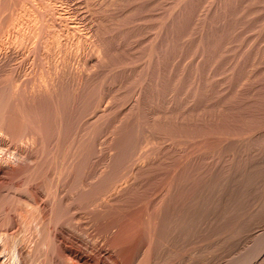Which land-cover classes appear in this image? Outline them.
Here are the masks:
<instances>
[{"label": "rangeland", "instance_id": "1", "mask_svg": "<svg viewBox=\"0 0 264 264\" xmlns=\"http://www.w3.org/2000/svg\"><path fill=\"white\" fill-rule=\"evenodd\" d=\"M0 2V264H264V0Z\"/></svg>", "mask_w": 264, "mask_h": 264}, {"label": "bare ground", "instance_id": "2", "mask_svg": "<svg viewBox=\"0 0 264 264\" xmlns=\"http://www.w3.org/2000/svg\"><path fill=\"white\" fill-rule=\"evenodd\" d=\"M3 1H4V0H3ZM8 1H9V0H8ZM15 1H16V0H15ZM19 2H20V1H19ZM0 3H2V2H0ZM7 3H8V2H7ZM10 3H11V2H10ZM13 3H14V2H13ZM3 4H5V3L3 2ZM8 4H9V3H8ZM8 4H7V5H8ZM17 4H18V3H17ZM61 4H62V3H61ZM1 5H2V4H1ZM1 5H0V7H1ZM7 5H6V7H7ZM9 5H10V4H9ZM9 5H8V6H9ZM22 5H23V4H22ZM33 5H34V4H33ZM12 6H13V5H12ZM19 6H20V5H19ZM2 7H5V6H2ZM6 7H5V8H6ZM61 7H62V6H61ZM7 8H8V7H7ZM7 8H6V9H7ZM13 8H14V7H13ZM1 9H2V8H1ZM8 9H9V8H8ZM8 9H7V10H8ZM10 9H11V7H10ZM15 9H16V8H15ZM2 10H3V9H2ZM2 10H1L0 12H3ZM4 10H5V9H4ZM7 10H6V11H7ZM6 11H5V12H6ZM10 12H11V11H8V13H10ZM12 12H13V10H12ZM54 12H55V11H54ZM1 14H3V13H1ZM5 14H6V13H5ZM5 14H3V15L5 16ZM12 14H13V13H12ZM3 15H2V16H3ZM8 15H11V14H8ZM8 15H7V16H8ZM27 15H28V14H27ZM2 16H0L1 19H2ZM7 16H6V21H7L6 23H8V20L10 19V18H7ZM53 16H54V15H53ZM8 17H9V16H8ZM12 17H13V16H12ZM14 17H15V16H14ZM4 18H5V17H3L2 21L4 20ZM7 19H8V20H7ZM11 20H12V19H11ZM17 20H18V19H17ZM3 23H5V22H3ZM3 23H2V24H3ZM36 23H37V22H36ZM50 23H51V22H50ZM59 23H60V22H59ZM9 24H10V23H9ZM9 24H8V25H9ZM55 24H56V23H55ZM8 25H7V26H8ZM36 26H37V25H36ZM1 27H2V25H1ZM19 27H20V26H19ZM54 28H55V27H54ZM1 29H2V28H1ZM49 29H50V28H49ZM56 29H57V28H56ZM63 29H64V28H63ZM19 30H20V29H19ZM48 31H49V30H48ZM62 32H63V31H62ZM45 33H46V31H45ZM66 33H67V32H66ZM64 34H65V33H64ZM45 35H46V34H45ZM9 36H10V35H9ZM28 36H29V35H28ZM43 36H44V35H43ZM22 38H23V37H22ZM44 38H45V37H44ZM39 40H40V39H39ZM39 40H38V42H39ZM11 42H12V41H11ZM17 42H18V41H17ZM47 42H48V41H47ZM27 44H28V42H27ZM44 44H45V43H44ZM12 46H13V45H12ZM50 47H51V46H50ZM29 48H30V47H29ZM31 49H32V48H31ZM18 50H19V48H18ZM61 50H62V49H61ZM30 51H31V50H30ZM40 51H41V50H40ZM37 52H38V51H37ZM48 52H49V51H48ZM55 53H56V52H55ZM17 54H18V53H17ZM51 54H52V53H51ZM56 54H57V53H56ZM72 54H73V53H72ZM36 55H37V54H36ZM41 55H42V54H41ZM27 56H28V55H27ZM37 56H38V55H37ZM39 56H40V55H39ZM11 57H12V56H11ZM25 58H26V57H25ZM37 58H39V57H37ZM60 58H61V57H60ZM69 58H70V57H69ZM71 58H72V57H71ZM79 58H80V57H79ZM23 59H24V58H23ZM23 59H22V60H23ZM27 60H28V59H27ZM40 60H41V59H40ZM40 60H39V62H40ZM55 60H56V59H55ZM69 60H70V59H69ZM2 61H3V60H2ZM14 61H15V60H14ZM18 61H19V60H18ZM35 61H36V59H35ZM73 61H74V60H73ZM5 62H6V61H5ZM33 62H34V61H33ZM68 62H69V61H68ZM79 63H80V62H79ZM70 64H71V63H70ZM37 65H38V64H37ZM17 66H18V65H17ZM68 66H69V65H68ZM86 66H87V65H86ZM25 67H26V66H25ZM51 67H52V66H51ZM57 67H58V66H57ZM80 67H81V66H80ZM3 68H4V67H3ZM61 68H62V67H61ZM0 70H1V69H0ZM52 70H53V69H52ZM62 70H63V69H62ZM71 70H72V69H71ZM28 71H29V70H28ZM46 71H47V70H46ZM60 71H61V70H60ZM12 72H13V71H12ZM82 72H83V71H82ZM24 73H25V71H24ZM64 73H65V72H64ZM84 73H85V72H84ZM12 74H13V73H12ZM15 74H16V73H15ZM60 74H61V72H60ZM69 74H70V73H69ZM36 75H38V74H36ZM5 76H6V75H5ZM21 77H22V76H21ZM59 77H60V75H59ZM74 77L76 78V76H74ZM77 77H79V76H77ZM84 77H85V76H84ZM66 78H67V75H66ZM75 78H74V79H75ZM81 78H82V77H81ZM0 79H1V78H0ZM18 79H19V78H18ZM27 79H28V78H27ZM27 79H26V80H27ZM30 79H31V77H30ZM67 79H68V78H67ZM78 79H79V78H78ZM85 79H86V78H85ZM85 79H84V80H85ZM87 79H88V78H87ZM1 80H2V79H1ZM7 80H8V79H7ZM23 80H24V79H23ZM63 80H64V78H63ZM81 80H82V79H81ZM31 81H32V80H31ZM48 82H49V81H48ZM58 82H59V81H58ZM80 83H81V82H80ZM9 84H10V83H9ZM30 84H31V83H30ZM85 84H86V83H85ZM14 85H15V84H14ZM51 85H52V84H51ZM62 85H64V84H62ZM73 86L75 87L76 85H73ZM84 86H85V85H84ZM26 87H27V86H26ZM29 87H30V86H29ZM66 88H67V87H66ZM1 89H2V88H1ZM4 89H5V88H4ZM10 89H12V88H10ZM30 89H32V88L30 87ZM56 89H57V87H56ZM60 89H61V88H60ZM21 90H22V89H21ZM21 90H20V91H21ZM72 90H73V89H72ZM5 91H6V90H5ZM16 91H17V90H16ZM2 92L4 93V91H2ZM11 92H12V91H11ZM42 92H43V91H42ZM64 92H65V91H64ZM69 92H70V91H69ZM26 93H27V92H26ZM70 93H71V92H70ZM70 93H67V92H66V94H70ZM11 94H12V93H11ZM52 94H55V93H52ZM7 95H9V94H7ZM27 95H28V94H27ZM71 95H72V94H71ZM17 96H18V95H17ZM20 96H21V95H20ZM46 96H47V95H46ZM65 96H67V95H65ZM10 97H11V95H10ZM13 97H14V96H13ZM29 97H30V96H29ZM53 97H54V96H53ZM59 97H60V96H59ZM59 97H58V98H59ZM61 97H62V96H61ZM63 97H64V96H63ZM21 98H22V97H21ZM25 98H26V97H25ZM33 98H34V97H33ZM38 98H39V97H38ZM42 98H43V97H42ZM45 98H46V97H45ZM7 99H9V98H7ZM19 99H20V98H19ZM48 99H49V98H48ZM48 99H47V100H48ZM62 99H63V98H62ZM64 99H66V98H64ZM4 100H5V99H4ZM4 100H3V101H4ZM12 100H13V99H12ZM25 100H26V99H25ZM31 100H32V99H31ZM36 100H37V99H36ZM9 101H11V100L9 99ZM9 101H8V102H9ZM67 101H68V100H67ZM100 101H101V100H100ZM18 102H19V101H18ZM32 102H33V101H32ZM44 102H45V101H44ZM58 102H60V101H58ZM58 102H57V103H58ZM62 102H63V101H62ZM5 103H6V102H5ZM5 103H4V105L6 106ZM19 103H20V102H19ZM23 103H24V102H23ZM28 103H30V102H28ZM36 103H37V102H36ZM52 103H53V102H52ZM66 103H67V102H66ZM99 103H100V102H99ZM1 104H2V103H1ZM7 104H8V103H7ZM9 104H10V102H9ZM39 104H40V101H39ZM11 105H12V104H11ZM1 106H3V105H1ZM8 106H9V105H8ZM8 106H6V108H7ZM12 106H13V105H12ZM10 108H11V107H10ZM25 108H26V107H25ZM34 109H35V108H34ZM37 109H38V108H37ZM5 110H6V109H5ZM32 110H33V109H32ZM10 111H11V110H10ZM30 111H31V110H30ZM7 112H8V111H7ZM11 112H12V111H11ZM34 112H35V111H34ZM17 113H18V112H17ZM0 114H1V113H0ZM34 114H36V113H34ZM40 114H41V113H40ZM2 115H4V114H2ZM25 115H26V114H25ZM31 115H32V114H31ZM36 115H37V114H36ZM5 116H7V114H5ZM18 116H19V115H18ZM41 116H42V115H41ZM95 116H96V115H95ZM0 117H1V115H0ZM12 117H13V115H12ZM19 117H20V116H19ZM21 118H22V117H21ZM27 118H28V117H27ZM30 118H31V117H30ZM31 119H33V118H31ZM81 119H82V118H81ZM83 119H84V118H83ZM5 120H6V119H5ZM5 120H4V121H5ZM19 120H20V119H19ZM36 120H38V117H37ZM42 120H43V119H42ZM22 121H23V120H22ZM32 121H33V120H32ZM37 122H38V121H37ZM4 123H5V122H4ZM15 123H16V122H15ZM20 123H21V122H20ZM26 123L28 124V122H26ZM29 123H30V122H29ZM33 123H35V121H34ZM18 125H19V124H18ZM18 125H17V127H18ZM36 125H37V124H36ZM2 126H3V125H2ZM26 126H27V125H26ZM28 126H30V125H28ZM37 126H39V125H37ZM14 127H15V126H14ZM33 127H34V126H33ZM6 128H7V126H6ZM10 128H11V127H10ZM30 128H32V127H30ZM37 128H38V127H37ZM1 129H2V128H1ZM8 129H9V128H8ZM25 129H26V128H25ZM36 130H37V129H36ZM36 130H35V131H36ZM5 131H6V129H5ZM33 131H34V130H33ZM35 131H34V132H35ZM38 131H40V130L38 129ZM16 133H17V132H16ZM28 133H29V132H28ZM30 133H31V131H30ZM38 133H39V132H38ZM38 133H37V134H38ZM33 134H34V133H33ZM6 135H7V134H6ZM9 135H10V134H9ZM39 135H40V134H39ZM4 136H5V135H4ZM18 136H19V135H18ZM37 136H38V135H37ZM16 137H17V136H16ZM21 137H22V136H21ZM22 138H23V137H22ZM36 138H37V137H36ZM38 138H39V137H38ZM12 139H13V138H12ZM141 141H142V140H141ZM144 141H145V140H144ZM234 142H235V141H234ZM101 143H102V142H101ZM137 143L139 144L140 142H137ZM254 143H255V142H254ZM262 143H263V142H262ZM138 144H137V145H138ZM135 145H136V142H135ZM241 145H242V144H241ZM140 146H141V145H140ZM234 146H236V145H234ZM248 146H249V145H248ZM251 146H252V145H251ZM254 146H255V145H254ZM133 147H134V146H133ZM136 147H137V146H136ZM142 147H143V146H142ZM242 147H243V146H242ZM263 147H264V146H263ZM99 148H100V147H99ZM134 148H135V147H134ZM137 148H138V147H137ZM250 148H251V147H250ZM257 148H258V147H257ZM0 149H2V148L0 147ZM6 149H7V148H6ZM234 149H235V148H234ZM4 150H5V149H4ZM9 150H10V149H9ZM99 150H100V149H99ZM155 150H156V149H155ZM155 150H154V151H155ZM251 150H252V149H251ZM257 150H258V149H257ZM1 151H3V149H2ZM133 151H134V150H133ZM137 151H138V150H137ZM139 151H140V150H139ZM148 151H149V150H148ZM241 151H242V150H241ZM243 151H244V150H243ZM99 152H100V151H99ZM129 152H130V151H129ZM229 152H230V151H229ZM238 152H239V151H238ZM261 152H263V151H261ZM0 153H1V152H0ZM134 153L136 154V151H135ZM149 153H150V152H149ZM234 153H235V152H234ZM236 153H237V152H236ZM240 153H241V152H240ZM240 153H239V154H240ZM253 153H254V152H253ZM127 154H128V153H127ZM130 154H131V153H130ZM146 154H147V153H146ZM151 154H152V153H151ZM153 154H154V153H153ZM153 154H152V155H153ZM144 155H145V154H144ZM128 156H129V154H128ZM133 156H135V155H132V157H133ZM142 156H143V155H142ZM149 156H150V155H149ZM239 156H240V155H239ZM3 157H4V156H3ZM145 157H146V156H145ZM145 157H144V158H145ZM110 158H111V157H110ZM134 158H135V157H134ZM248 158H249V157H248ZM252 158H253V157H252ZM257 158H258V157H257ZM111 159H112V158H111ZM115 159L117 160V157H116ZM235 159H236V158H235ZM127 160H128V157H127ZM127 160H125V161L127 162ZM132 160H133V159H132ZM140 160H141V159H140ZM255 160H256V159H255ZM108 161H109V160H108ZM114 161H115V160H114ZM125 161H124V162H125ZM128 161H129V160H128ZM260 161H261V160H260ZM106 162H107V161H106ZM133 162H134V161H133ZM137 162H139V161H137ZM247 162H248V161H247ZM120 163H121V162H120ZM128 163H129V162H128ZM131 163H132V162H131ZM250 163H251V162H250ZM258 163H259V162H258ZM263 163H264V162H263ZM108 164H109V163H108ZM113 164H114V163H113V161H112V165H113ZM233 164H234V163H233ZM244 164H245V163H244ZM244 164H243V165H244ZM259 164H261V163H259ZM4 165H5V164H4ZM103 165H104V164H103ZM115 165H116V163H115ZM117 165H118V164H117ZM117 165H116V168H117ZM121 165H124V164L122 163ZM126 165H127V164H126ZM129 165H130V164H129ZM236 165H237V164H236ZM109 167H110V164H109ZM127 167H128V166H127ZM131 167H132V166H131ZM119 168H120V167H119ZM119 168H118V169H119ZM262 168H263V166H262ZM19 169H20V168H19ZM113 169H114V168H113ZM118 169H117V170H118ZM121 169H122V168H121ZM130 169H131V168H130ZM250 169H251V168H250ZM122 170H124V167H123ZM122 170H121V171H122ZM240 170H241V169H240ZM243 170H244V169H243ZM247 170H248V169H247ZM101 171H102V170H101ZM110 171H111V169H110ZM129 171H130V170H128L127 173H129ZM227 171H229V170H227ZM230 171H231V170H230ZM256 171H257V170H256ZM136 172H137V171H136ZM240 172H241V171H240ZM246 172H247V171H246ZM259 172H260V170H259ZM64 173H65V172H64ZM100 173H101V172H100ZM106 173H107V172H106ZM117 173H119V172H117ZM210 173H212V172H210ZM229 173H230V172H229ZM20 174H21V173H20ZM115 174H116V171H115ZM213 174H214V173H213ZM216 174H217V172H216ZM233 174H234V173H233ZM250 174H251V173H250ZM255 174H256V173H255ZM258 174H259V173H258ZM21 175H22V174H21ZM64 175H65V174H64ZM108 175H109V170H108ZM111 175H112V172H111ZM111 175H110V176H111ZM117 175L119 176V174H117ZM117 175H116V176H117ZM122 175H123V174H122ZM122 175H121V176H122ZM131 175H132V174H131ZM241 175H242V173H241ZM94 176H95V175H94ZM104 176L106 177V175H104ZM112 176H113V175H112ZM116 176H115V179H116ZM121 176H120V178H123V177H121ZM124 176H125V175H124ZM237 176H238V175H237ZM248 176H249V175H248ZM254 176H255V175H254ZM256 176H257V174H256ZM259 176H260V175H259ZM101 177H102V176H101ZM125 177H126V176H125ZM243 177H244V176H243ZM20 178H21V176H20ZM93 178H94V177H93ZM109 178H110V177H109ZM109 178H108V179H109ZM134 178H135V177H134ZM216 178H217V176H216ZM234 178H236V177L234 176ZM234 178H233V179H234ZM239 178H241V177H239ZM239 178H238V179H239ZM247 178H248V177H247ZM247 178H246V179H247ZM261 178H262V177H261ZM17 179H18V178H17ZM112 179H113V177H112ZM115 179H113V181H114ZM123 179H124V178H123ZM219 179H220V178H219ZM236 179H237V178H236ZM238 179H237V181H238ZM251 179H252V178H251ZM61 180H62V179H61ZM101 180H102V179H101ZM104 180H105V179H104ZM116 180H118V179H116ZM116 180H115V181H116ZM119 180H120V179H119ZM119 180H118V181H119ZM134 180H135V179H134ZM206 180H207V179H206ZM210 180H211V179H210ZM247 180L249 181V179H247ZM257 180H258V179H257ZM118 181H117V182H118ZM208 181H209V180H208ZM217 181H218V180H217ZM244 181H245V179H244ZM258 181H259V180H258ZM13 182H14V181H13ZM19 182H20V181H19ZM103 182H104L103 184L105 185V182H106V181H103ZM107 182H110V181L108 180ZM130 182H131V181H130ZM227 182H228V181H227ZM234 182H235V181H234ZM252 182H254V180H253ZM252 182H251V183H252ZM101 183H102V182H101ZM131 183H132V182H131ZM246 183H247V182H246ZM260 183H261V182H260ZM97 184H98V185L100 184L99 181H98ZM201 184H202V183H201ZM212 184H213V183H212ZM234 184H235V183H234ZM238 184H239V183H238ZM255 184H256V183H255ZM257 184H258V183H257ZM93 185H94V184H92V186H93ZM108 185H109V183H108ZM110 185H112V183H110ZM114 185H115V184H114ZM114 185H113V186H114ZM244 185H245V184H244ZM13 186H14V185H13ZM92 186H91V189H92ZM105 186H106V185H105ZM105 186H102V187L105 188ZM115 186H116V185H115ZM204 186H205V185H204ZM214 186H216V185H214ZM224 186H225V185H224ZM235 186H236V185H235ZM260 186H261V185H260ZM23 187H24V186H23ZM85 187H86V186H85ZM95 187H97V185H95L93 188L95 189ZM98 187H100V186H98ZM108 187H109V186H108ZM120 187H121V186H120ZM257 187H258V186H257ZM262 187H263V186H262ZM262 187H261V188H262ZM3 188H4V186H3ZM10 188H11V186L9 187V191H10ZM86 188H87V187H86ZM109 188H110V187H109ZM194 188H195V187H194ZM198 188H199V187H198ZM205 188H206V187H205ZM239 188H240V184H239ZM11 189H13V188H11ZM21 189H22V188H21ZM79 189H80V188H79ZM87 189H88V188H87ZM87 189H86V190H87ZM91 189H88V190H91ZM101 189H103V188H101ZM101 189H100V190H101ZM105 189L108 190L107 187H106ZM215 189H216V188H215ZM217 189H218V187H217ZM232 189H234V188H232ZM243 189H244V188H243ZM259 189H260V188H258V190H259ZM84 190H85V189H84ZM112 190H113V189H112ZM198 190H199V189H198ZM202 190H203V189H202ZM221 190H222V189H221ZM240 190H241V189H240ZM253 190H254V189H253ZM7 191H8V190H7ZM12 191H13V190H12ZM101 191H103V190H101ZM105 191H106V190H105ZM108 191H109V190H108ZM194 191H195V190H194ZM233 191H234V190H233ZM247 191H248V190H247ZM254 191H255V190H254ZM20 192H21V191H20ZM95 192H96V191H95ZM103 192H104V191H103ZM196 192H197V191H196ZM202 192H203V191H202ZM205 192H206V191H205ZM216 192H217V191H216ZM237 192H238V191H237ZM245 192H246V191H245ZM249 192H250V191H249ZM262 192H263V191H262ZM8 193H9V192H8ZM99 193H100V192H99ZM105 193H106V192H105ZM112 193H113V192H112ZM198 193H199V192H198ZM198 193H197V194H198ZM209 193H210V191H209ZM227 193H228V192H227ZM246 193H247V192H246ZM254 193H255V192H254ZM263 193H264V192H263ZM263 193H262V194H263ZM0 194H2V193H0ZM88 194H89V193H88ZM94 194H95V193H94ZM94 194H92L91 196L94 197ZM100 194H101V193H100ZM194 194H195V193H194ZM215 194H216V193H215ZM228 194H229V193H228ZM234 194H235V193H234ZM96 195H97V194H96ZM104 195H105V194H104ZM238 195H239V194H238ZM248 195H249V194H248ZM79 196H80V195H79ZM83 196H84V195H83ZM99 196H100V195H99ZM196 196H197V195H196ZM202 196H203V195H202ZM209 196H210V195H209ZM223 196H224V195H223ZM236 196H237V195H236ZM243 196H244V195H243ZM250 196H251V195H250ZM259 196H260V195H259ZM261 196H263V195H261ZM7 197H8V196H7ZM7 197H6V199H7ZM233 197H235V196H233ZM90 198H92V197H90ZM90 198H89V195H88V199H89V200H91ZM105 198H106V197H105ZM190 198H191V197H190ZM194 198H195V197H193V199H194ZM211 198H212V197H211ZM240 198H241V197H240ZM245 198H246V197H245ZM4 199H5V198H4ZM191 199H192V198H191ZM191 199H190V200H191ZM223 199H224V198H223ZM242 199H243V198H242ZM257 199H258V198H257ZM89 200H88V201H89ZM92 200H94V198H92ZM97 200H98V199H97ZM97 200H96V201H97ZM100 200H101V198H100ZM194 200H195V199H194ZM212 200H213V199H212ZM225 200H226V199H225ZM263 200H264V198H263ZM7 201H8V200H7ZM96 201H95V202H96ZM102 201H103V200H102ZM195 201H197V200H195ZM207 201H208V200H207ZM229 201H231V200L229 199ZM249 201H250V200H249ZM249 201H248V202H249ZM89 202H91V201H89ZM100 202H101V201H100ZM199 202H200V201H199ZM231 202H232V201H231ZM255 202H256V201H255ZM0 203H1V202H0ZM194 203H195V202H194ZM194 203H191V204L193 205ZM215 203H216V202H215ZM220 203H221V202H220ZM262 203H263V202H262ZM3 204H4V203H3ZM87 204H88V203H87ZM89 204H90V203H89ZM93 204H94V203H93ZM99 204H100V203H99ZM188 204H189V203H188ZM202 204H203V202H202ZM227 204H229V203H227ZM230 204H232V203H230ZM257 204H258V203H257ZM259 204H260V203H259ZM85 205H86V204H85ZM179 205H180V204H179ZM210 205H211V204H210ZM238 205H239V204H238ZM244 205H245V204H244ZM261 205H262V204H261ZM263 205H264V203H263ZM89 206H90V205H89ZM207 206H209V205H207ZM228 206H229V205H228ZM231 206H232V205H231ZM250 206H251V205H250ZM256 206H257V205H256ZM256 206H255V207H256ZM258 206H260V205H258ZM14 207H15V206H14ZM14 207H13V208H14ZM96 207H97V206H96ZM192 207H193V206H192ZM210 207H211V206H210ZM82 208H83V207H82ZM86 208H87V207H86ZM91 208H92V207H91ZM163 208H164V207H163ZM190 208H191V207H190ZM215 208H216V207H215ZM220 208H221V207H220ZM234 208H235V207H234ZM262 208H264V206H263V207L261 206V210H262ZM16 209H17V208H16ZM19 209H20V208H19ZM187 209H188V208H187ZM204 209H205V208H204ZM206 209H207V208H206ZM218 209H219V207H218ZM237 209H238V208H237ZM243 209H244V207H243ZM249 209H250V208H249ZM20 210H21V209H20ZM178 210H179V209H178ZM178 210H177V213H178ZM181 210H182V208H181ZM194 210H195V209H194ZM196 210H197V209H196ZM239 210H240V209H239ZM241 210H242V209H241ZM2 211H3V210H2ZM12 211H13V209H12ZM158 211H159V210H158ZM185 211H186V210H185ZM185 211H184V212H185ZM189 211H190V210H189ZM212 211H213V210H212ZM227 211H228V210H227ZM230 211H231V210H230ZM248 211H249V210H248ZM13 212H14V211H13ZM190 212H191V211H190ZM244 212H245V211H244ZM15 213H16V212H15ZM168 213H169V212H168ZM239 213H240V212H239ZM259 213H260V212H259ZM20 214H21V213H20ZM157 214H159V213H157ZM194 214H195V213H194ZM204 214H205V213H204ZM219 214H220V213H219ZM219 214H218V215H219ZM227 214H228V212H227ZM227 214H226V215H227ZM229 214H230V213H229ZM21 215H22V214H21ZM63 215H64V214H63ZM167 215H168V214H167ZM180 215H181V214H180ZM181 216H182V215H181ZM181 216H180V218H181ZM190 216H191V215H190ZM194 216H195V215H194ZM205 216H206V215H205ZM220 216H221V215H220ZM242 216H243V215H242ZM167 217H168V216H167ZM172 217H173V216H172ZM195 217H196V216H195ZM207 217H208V216H207ZM218 217H219V216H218ZM231 217H232V216H231ZM234 217H236V216H234ZM244 217H245V216H244ZM252 217H254V216H252ZM18 218L21 219V217H18ZM182 218H183V217H182ZM182 218H181V220H183ZM184 218H185V217H184ZM196 218H197V217H196ZM198 218H199V217H198ZM205 218H206V217H205ZM222 218H223V217H222ZM255 218H256V217H255ZM259 218L261 219V217H259ZM160 219H161V218H160ZM191 219H192V218H191ZM224 219H225V218H224ZM224 219H223V220H224ZM251 219H252V218H251ZM59 220H60V219H59ZM164 220H166V219H164ZM181 220H179V221H181ZM209 220H210V219H209ZM228 220H230V219H228ZM228 220H227V222H228ZM238 220H239V219H238ZM244 220H245V218H244ZM253 220H254V219H253ZM261 220H262V219H261ZM261 220H260V221H261ZM174 221H175V219H174ZM233 221H234V220H233ZM241 221H242V220H241ZM8 222H9V221H8ZM19 222H21V221H19ZM164 222H165V221H164ZM196 222H197V221H196ZM213 222H214V221H213ZM224 222H225V221H224ZM234 222H235V221H234ZM254 222H255V221H254ZM173 223L175 224V222H173ZM181 223H182V222H181ZM189 223H190V222H189ZM221 223H222V222H221ZM237 223H238V222H237ZM241 223H242V222H241ZM21 224H22V223H21ZM177 224H179V223H177ZM182 224H184V223H182ZM182 224H180V225L182 226ZM186 224H187V222H186ZM199 224H200V223H199ZM258 224H260V223H258ZM4 225H5V224H4ZM168 225H169V224H168ZM201 225H202V224H201ZM204 225H205V224H204ZM227 225H228V224H227ZM229 225H230V223H229ZM171 226H172V224H171ZM175 226H177V225H175ZM258 226H259V225H258ZM6 227H7V226H6ZM162 227H164V226H162ZM173 227H174V225H173ZM190 227H192V226H190ZM201 227H202V226H201ZM203 227H205V226H203ZM203 227H202V228H203ZM227 227H228V226H227ZM238 227H239V226H238ZM240 227H241V224H240ZM245 227H246V226H245ZM245 227H244V228H245ZM249 227H250V226H249ZM160 228H161V227H160ZM176 228H178V227H176ZM180 228H181V227H180ZM186 228H187V227H186ZM251 228H252V227H251ZM263 228H264V227H263ZM170 229H172V228H170ZM173 229H174V228H173ZM178 229H179V228H178ZM198 229H199V228H198ZM227 229H228V228H227ZM248 229H249V228H248ZM255 229H256V228H255ZM261 229H262V228H261ZM9 230H10V229H9ZM150 230H152V229H150ZM176 230H177V229H176ZM181 230H182V229H181ZM181 230H180V231H181ZM220 230H221V229H220ZM263 230H264V229H263ZM157 231H158V230H157ZM178 231H179V230H178ZM186 231H188V230H186ZM196 231H197V230H196ZM242 231H244V229H243ZM248 231H249V230H248ZM250 231H251V230H250ZM167 232H168V231H167ZM167 232H166V233H167ZM193 232H194V231H193ZM240 232H241V231H240ZM240 232H239V233H240ZM253 232H254V231H253ZM253 232H252V233H253ZM5 233H6V232H5ZM155 233H156V232H155ZM171 233H173V232H171ZM175 233H176V231H175ZM179 233H180V232H179ZM179 233H178V234H179ZM181 233H182V231H181ZM250 233H251V232H250ZM259 233H260V232H259ZM259 233H258V235H259ZM0 234H1V233H0ZM148 234H149V233H148ZM173 234H174V233H173ZM182 234H183V233H182ZM187 234H188V233H187ZM236 234H237V233H236ZM244 234H245V233H244ZM5 235H6V234H5ZM159 235H160V234H159ZM174 235H176V234H174ZM227 235H228V234H227ZM229 235L233 236L232 234H229ZM253 235H254V233H253ZM262 235H263V234H262ZM48 236H49V235H48ZM193 236H194V235H193ZM218 236H219V235H218ZM259 236H260V235H259ZM49 237H50V236H49ZM173 237H174V236H173ZM177 237H178V235H177ZM181 237H182V236H181ZM238 237H239V236H238ZM247 237H248V236H247ZM249 237H250V236H249ZM251 237H255V236H252V235H251ZM261 237H263V236H261ZM157 238H158V237H157ZM170 238H171V236H170ZM185 238H186V237H185ZM229 238H231V237H229ZM232 238H233V237H232ZM244 238H245V237H244ZM258 238H259V237H258ZM258 238H256V240L253 238V239L255 240L254 243L258 240ZM175 239H177V238H175ZM188 239H189V238H188ZM242 239H243V238H242ZM259 239H260V238H259ZM261 239H263V238H261ZM261 239H260V240H261ZM44 240H45V239H44ZM52 240H53V239H52ZM156 240H157V239H156ZM165 240H166V239H165ZM184 240H185V239H184ZM197 240H198V239H197ZM42 241H43V240H42ZM185 241H186V240H185ZM261 241H262V242H261ZM261 241H259V242L257 241V243H259V244H256V243H255L254 245H252V246H254V248H253L251 245H250V246H251L253 249H255V248L257 247V248H256V250H257L262 244H264V242H263L264 240H261ZM39 242H40V241H39ZM187 242H188V241H187ZM192 242H193V241H192ZM226 242H228V241H226ZM238 242H239V241H238ZM260 242H261L262 244H261ZM36 243H37V242H36ZM43 243H44V242H43ZM45 243H46V242H45ZM180 243H181V242H180ZM217 243H218V242H217ZM251 243H252V242H251ZM14 244H15V243H14ZM48 244H49V243H48ZM51 244H52V242H51ZM149 244H150V243H149ZM16 245H17V244H16ZM181 245H182V244H181ZM183 245H184V243H183ZM217 245H218V244H217ZM247 245H248V244H247ZM257 245H260V246H257ZM39 246H40V245H39ZM41 246H42V244H41ZM49 246H50V245H49ZM52 246H54V245L52 244ZM111 246H112V245H111ZM159 246H160V245H159ZM166 246H167V245H166ZM175 246H176V245H175ZM177 246H178V245H177ZM219 246H220V245H219ZM238 246H239V245H238ZM250 246H249V247H250ZM185 247H186V246H185ZM196 247H197V246H196ZM203 247H204V246H203ZM215 247H216V246H215ZM232 247H233V245H232ZM246 247H247V246H246ZM251 247H250V248H251ZM151 248H152V247H151ZM220 248H221V247H220ZM220 248H219V249H220ZM229 248H230V247H229ZM261 248H262L263 251H264V245H262ZM5 249H6V248H5ZM50 249H52V248H50ZM171 249H172V248H171ZM173 249H174V248H173ZM193 249H194V248H193ZM239 249H240V248H239ZM245 249H246V248H245ZM247 249H248V248H247ZM10 250H11V249H10ZM35 250H37V249H35ZM52 250H54V248H53ZM228 250H229V249H228ZM230 250H231V249H230ZM240 250H241V249H240ZM139 251H140V250H139ZM153 251H154V250H153ZM188 251H189V250H188ZM225 251H226V250H225ZM257 251L260 252L259 250H257ZM257 251H256V252H257ZM261 251H262V250H261ZM32 252H33V251H32ZM137 252H138V251H137ZM156 252H157V251H156ZM170 252H171V251H170ZM226 252H227V251H226ZM239 252H240V251H239ZM243 252H244V251H243ZM258 252H257V253H258ZM33 253H34V252H33ZM153 253H154V252H153ZM176 253H177V252H176ZM189 253H190V252H189ZM195 253H196V252H195ZM253 253H254V252H250V253L247 252L245 255H247V254H250V255H249V257H247V256L244 255V257H243V259L245 258L244 261H242L243 259L240 257V258H241V259H240L241 264H242V263L245 264V263H247V262H249V261H251V260H254L256 257L253 256V255L255 254V253H254V254H253ZM261 253H262V252H261ZM261 253H260V255H257V254H256V255H257V258H259V257L261 256ZM149 254H150V253H149ZM151 254H152V253H151ZM151 254H150V255H151ZM190 254H191V253H190ZM192 254H193V253H192ZM202 254H203V253H202ZM163 255H164V254H163ZM199 255H200V254H199ZM204 255H205V254H204ZM223 255H224V254H223ZM226 255H227V254H226ZM233 255H234V254H233ZM242 255H243V254H242ZM251 255H252V256H251ZM41 256H42V255H41ZM142 256H143V255H142ZM205 256H206V255H205ZM220 256H221V255H220ZM37 257H38V256H37ZM139 257H141V256H139ZM186 257H187V256H186ZM232 257H233V256H232ZM251 257H254V258L251 259ZM40 258H41V257H40ZM51 258H52V257H51ZM133 258H134V257H133ZM154 258H155V257H154ZM199 258H201V257H199ZM227 258H228V257H227ZM235 258H236V257H235ZM4 259H5V258H4ZM32 259H33V258H32ZM176 259H177V258H176ZM180 259H181V258H180ZM209 259H210V258H209ZM250 259H251V260H250ZM259 259H260V258H259ZM262 259H264V257H263ZM262 259H261V260H262ZM34 260H35V259H34ZM46 260H48V258H47ZM142 260H143V258H142ZM149 260H150V259H149ZM229 260L232 261L233 259L230 258ZM261 260H260V261H261ZM26 261H27V260H26ZM37 261H38V260H37ZM206 261H207V260H206ZM215 261H216V260H215ZM221 261H223V260H221ZM231 261H230V262H231ZM140 262H141V261H140ZM167 262H168V261H167ZM191 262H192V264H193V261H192V260H191ZM197 262H198V261H197ZM235 262H237V261H235ZM235 262H234V264H235ZM43 263H44V262H43ZM45 263H46V262H45ZM47 263H49V262H47ZM47 263H46V264H47ZM51 263H52V262H51ZM169 263H170V262H169ZM174 263H175V262H174ZM180 263H181V262H180ZM199 263H200V262H199ZM250 263H251V262H250ZM260 263H261V262H260ZM138 264H139V263H138ZM140 264H141V263H140ZM184 264H185V263H184ZM186 264H187V263H186ZM216 264H218V263H216ZM237 264H240V263L238 262ZM247 264H249V263H247ZM252 264H253V263H252ZM258 264H259V263H258ZM262 264H263V263H262Z\"/></svg>", "mask_w": 264, "mask_h": 264}]
</instances>
